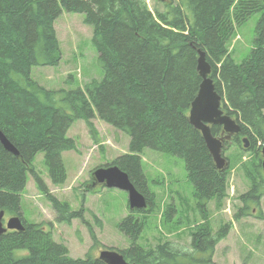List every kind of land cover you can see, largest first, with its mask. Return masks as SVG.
<instances>
[{
  "label": "trees",
  "instance_id": "obj_1",
  "mask_svg": "<svg viewBox=\"0 0 264 264\" xmlns=\"http://www.w3.org/2000/svg\"><path fill=\"white\" fill-rule=\"evenodd\" d=\"M62 11L82 14L83 23L92 28L91 43L104 75L82 88L52 90L39 85L31 70L59 65L61 50L54 24ZM255 13L259 19L253 47L237 62L230 43L235 30ZM198 51L210 66L209 78L221 96L223 110L240 127L231 141L240 144V138L246 137L249 144L242 151L251 159L241 165L248 189L239 196L241 206L233 221L254 217L264 225L260 208L264 197L260 154L264 147V0H174L163 12L154 13L144 0H0V131L17 151L14 155L0 143V211L4 218H19L23 227L0 236V264H106L90 251L83 259H73L66 245L54 240L53 222L32 223L21 214V194L31 176L49 202L55 223L70 225L80 220L86 224L87 210H74L51 194L33 162L42 153L51 184L62 186L67 178L62 155L78 148L68 130L83 121L97 143L95 118L129 137L127 153L104 167L116 166L125 173L147 203L146 209L129 210L117 226L130 245L115 251L128 264H213L215 247L228 236L232 223L213 232L207 205L215 201L221 207L231 169L216 168L201 133L189 121L190 106L202 82ZM71 79L69 75L67 82ZM210 130L213 136H222L220 126ZM229 143L224 140L222 150ZM145 150L184 161L202 221L190 234L188 252L171 242L150 248L139 244L147 214L154 207V194L142 168ZM90 177L84 191L95 193L97 184ZM254 207L258 210L253 213ZM89 232L97 244L90 227Z\"/></svg>",
  "mask_w": 264,
  "mask_h": 264
},
{
  "label": "rangeland",
  "instance_id": "obj_2",
  "mask_svg": "<svg viewBox=\"0 0 264 264\" xmlns=\"http://www.w3.org/2000/svg\"><path fill=\"white\" fill-rule=\"evenodd\" d=\"M170 1L174 0H144L152 13L163 12L165 5ZM187 14L190 18V11H187ZM83 18L82 14L62 11L55 20L61 61L55 67L32 68L31 76L39 85L52 90L61 87L76 89L82 88L90 80L103 78L104 70L91 43L92 28L83 23ZM258 19L259 13H255L235 30V38L231 41L229 50L237 62L253 47ZM69 75L72 79L67 82ZM94 121L98 135L97 143L93 142L83 121L74 123L70 135L78 143L77 151L62 156L64 166L69 170V182L66 178L62 186L49 188L55 196L71 204L74 210L80 207L87 210L84 214L86 224L80 220H73L70 225L58 224L52 220L54 226L56 225L53 231L54 240L66 245L73 259H83L88 251L98 257L102 251L126 249L130 245L127 237L117 228L130 214L127 193L98 185L94 186L97 189L95 193H88L83 187L84 183L91 180L90 176L95 169L102 168L127 153L129 137L97 118ZM242 149L241 144L230 141L222 150L227 168L231 169L227 198L220 208L216 206L215 201L207 205L208 223L213 232L226 222L232 223L227 238L215 247L213 264H264L263 223L254 217L233 221L235 212L241 206L239 196L248 189V181L241 165L250 161L251 154ZM142 156V168L147 176L149 190L154 194V207L147 214L139 244L150 248L158 243L171 242L188 252L190 234L194 232V226L202 221L196 207L194 187L187 179L184 161L179 157L152 150H145ZM33 165L43 178L42 172H45L46 168L42 153L35 156ZM26 193L24 190L21 194V208L27 214L28 210L38 213L40 209L37 203H45V200L38 199L37 195L28 200V196L24 197ZM260 208L264 213V197ZM257 210L258 208L254 207L253 213ZM168 211L170 215L165 217V212ZM25 219L29 220L28 215ZM89 227L95 233L97 244H94L90 237Z\"/></svg>",
  "mask_w": 264,
  "mask_h": 264
},
{
  "label": "water",
  "instance_id": "obj_3",
  "mask_svg": "<svg viewBox=\"0 0 264 264\" xmlns=\"http://www.w3.org/2000/svg\"><path fill=\"white\" fill-rule=\"evenodd\" d=\"M197 71L202 79L198 94L191 103L189 111L190 124L197 129L205 142V145L218 170L227 167L222 156V139L211 134V126H220L222 132L228 136L240 133V127L231 116L223 111L221 96H219L209 78L210 66L205 61L204 53L198 51ZM243 148H248V140H241ZM0 143L3 148L17 155L16 149L9 143L0 131ZM261 168L264 175V147L261 149ZM93 178L97 184L106 188H114L127 193L128 207L131 211L145 209L147 207L145 197L140 194L129 181L127 175L121 172L116 166L98 168L93 172ZM9 230L22 231L23 227L19 218L11 217L4 222V212L0 211V236ZM106 264H128L116 251H102L98 257Z\"/></svg>",
  "mask_w": 264,
  "mask_h": 264
},
{
  "label": "crops",
  "instance_id": "obj_4",
  "mask_svg": "<svg viewBox=\"0 0 264 264\" xmlns=\"http://www.w3.org/2000/svg\"><path fill=\"white\" fill-rule=\"evenodd\" d=\"M54 27H55V25H54ZM55 31H56V28H55ZM56 35H57V38H58L57 31H56ZM58 41H59V38H58ZM59 44H60V41H59ZM75 47L77 48V44L75 45ZM93 124H95V126H96V122L95 121L93 122ZM72 126L68 130V133H67L69 137H71L70 132H71V129L73 128ZM67 153H70V152L63 153L62 156H64ZM66 172H67V182H69V180H68V176H69V170H68V168L66 169ZM42 174H43V178H44L45 183L47 184V186L50 189H53L52 185L50 184V180L48 178V175H47L46 170H45V172H42ZM25 190H26L27 193L24 195V197L25 196L26 197L28 196L29 197V198H27L28 200H31V198H30L31 196L37 195L38 196V199H44L45 200V203H42V202L37 203V206L40 209V211L38 213H36L35 211H32V210H28V214H27V212L23 211V209L21 208L22 217L25 219V216L28 215V219L29 220H26V219L25 220L28 221V222H32V223H41V222H49V221H52L54 219V213H53V211L51 209V206L46 201V199L42 195H40L38 193V191H37V189L35 187V184H34L32 178L30 176H28V178H27V183H26ZM42 209L44 210V212L42 211ZM230 232H231V230H230ZM214 252H215V250H214Z\"/></svg>",
  "mask_w": 264,
  "mask_h": 264
},
{
  "label": "flooded vegetation",
  "instance_id": "obj_5",
  "mask_svg": "<svg viewBox=\"0 0 264 264\" xmlns=\"http://www.w3.org/2000/svg\"><path fill=\"white\" fill-rule=\"evenodd\" d=\"M241 139V138H240Z\"/></svg>",
  "mask_w": 264,
  "mask_h": 264
}]
</instances>
